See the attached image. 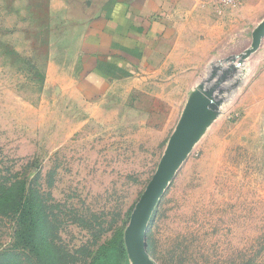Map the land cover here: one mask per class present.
<instances>
[{
    "label": "rangeland",
    "instance_id": "374dc122",
    "mask_svg": "<svg viewBox=\"0 0 264 264\" xmlns=\"http://www.w3.org/2000/svg\"><path fill=\"white\" fill-rule=\"evenodd\" d=\"M116 2L0 0V182L26 183L36 244L0 264H135L129 228L197 96L210 104L145 227L148 264H264V59L253 39L223 57V10L239 4L181 0L184 35L163 49L176 54L150 69L96 45L109 78L96 91L83 50L96 20L122 18Z\"/></svg>",
    "mask_w": 264,
    "mask_h": 264
},
{
    "label": "crops",
    "instance_id": "0c3cea01",
    "mask_svg": "<svg viewBox=\"0 0 264 264\" xmlns=\"http://www.w3.org/2000/svg\"><path fill=\"white\" fill-rule=\"evenodd\" d=\"M115 1L118 4H114V6L123 7L122 18H116L117 23L114 24V28L106 27L105 24L108 21L104 17L96 20L99 25L102 24L101 29L96 27L97 29L92 30L89 36H96L98 39L96 41L94 38H89L90 40H87L83 50L84 60L88 62L85 70V82H88L85 85L96 91H100L104 84L109 82V78L104 77V71L97 66V59L105 54L101 53V50L97 51L96 45L99 48L107 46L110 50L108 53L110 57L121 52L124 56L123 59L126 60L125 65L126 63L129 66L138 64L150 69L157 66L163 56L171 57L176 54L175 52H164L163 49L167 44L173 43L184 35L182 29L190 17V12L187 14L183 10L181 0ZM258 15H264V0H243L237 8L223 10V57L248 53H244V51L251 44L253 37L243 36L245 31L243 26L246 23L256 26L259 21H253ZM120 39L123 40L124 46L116 43ZM245 42L247 44L243 45ZM232 48H236V50L229 54V50ZM249 49L250 52H254V56L258 57L256 65H260L261 60L264 59V38L257 49L252 47ZM256 67H252V69L255 70Z\"/></svg>",
    "mask_w": 264,
    "mask_h": 264
},
{
    "label": "water",
    "instance_id": "95a60500",
    "mask_svg": "<svg viewBox=\"0 0 264 264\" xmlns=\"http://www.w3.org/2000/svg\"><path fill=\"white\" fill-rule=\"evenodd\" d=\"M263 32L264 20L258 26L253 35L252 48H256L255 46L258 44ZM239 65H242V63L239 62ZM199 98V96L193 98L189 109L184 113L181 121L179 122L174 137L168 145L161 164L153 177L149 188L142 196L136 210L133 223L129 228L126 241L129 253L132 255L133 260L134 255L138 257L137 261L134 260L135 264H148L147 243L144 238L145 227L156 204L173 177L175 172L174 170H176L179 163L184 158L183 154L185 148L187 147L191 130L200 118L201 113L197 106Z\"/></svg>",
    "mask_w": 264,
    "mask_h": 264
},
{
    "label": "trees",
    "instance_id": "16d2710c",
    "mask_svg": "<svg viewBox=\"0 0 264 264\" xmlns=\"http://www.w3.org/2000/svg\"><path fill=\"white\" fill-rule=\"evenodd\" d=\"M2 219L11 221L14 231L12 246L4 250L0 245V259L8 263L19 255L29 258L28 255L36 252V244L32 198L25 182H0V223Z\"/></svg>",
    "mask_w": 264,
    "mask_h": 264
},
{
    "label": "bare ground",
    "instance_id": "6f19581e",
    "mask_svg": "<svg viewBox=\"0 0 264 264\" xmlns=\"http://www.w3.org/2000/svg\"><path fill=\"white\" fill-rule=\"evenodd\" d=\"M210 104L209 100L207 97H204V96H201L198 100V103H197V106H198V109L200 111V113H203L206 106H208ZM197 126H195V128H193V130L191 131V136L192 134L197 130L196 129ZM189 151V148L188 146L185 148L184 150V156L188 153ZM175 171V170H174ZM134 260L137 261L138 260V257L136 255H134Z\"/></svg>",
    "mask_w": 264,
    "mask_h": 264
},
{
    "label": "built area",
    "instance_id": "2783aa9c",
    "mask_svg": "<svg viewBox=\"0 0 264 264\" xmlns=\"http://www.w3.org/2000/svg\"><path fill=\"white\" fill-rule=\"evenodd\" d=\"M221 3H223V9L228 7H236L240 0H220Z\"/></svg>",
    "mask_w": 264,
    "mask_h": 264
}]
</instances>
